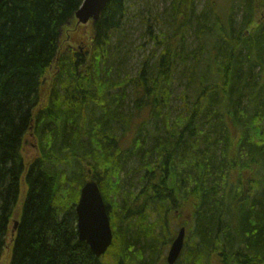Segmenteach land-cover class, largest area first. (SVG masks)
Segmentation results:
<instances>
[{
	"label": "trees",
	"instance_id": "16d2710c",
	"mask_svg": "<svg viewBox=\"0 0 264 264\" xmlns=\"http://www.w3.org/2000/svg\"><path fill=\"white\" fill-rule=\"evenodd\" d=\"M83 1L0 0V264L7 246V264H167L181 227L175 264H264V0H231L225 23L217 0H110L70 37ZM91 180L100 258L76 228Z\"/></svg>",
	"mask_w": 264,
	"mask_h": 264
},
{
	"label": "water",
	"instance_id": "95a60500",
	"mask_svg": "<svg viewBox=\"0 0 264 264\" xmlns=\"http://www.w3.org/2000/svg\"><path fill=\"white\" fill-rule=\"evenodd\" d=\"M110 0H85L76 13L78 24L85 25L89 21L95 23L100 13ZM76 228L78 239L89 247L90 251L99 256L103 254L112 240V230L106 205L97 184L88 181L80 191L78 203L75 208ZM18 222L14 223V230ZM185 239V229L181 228L172 243L168 255V264H175L178 260Z\"/></svg>",
	"mask_w": 264,
	"mask_h": 264
},
{
	"label": "rangeland",
	"instance_id": "374dc122",
	"mask_svg": "<svg viewBox=\"0 0 264 264\" xmlns=\"http://www.w3.org/2000/svg\"><path fill=\"white\" fill-rule=\"evenodd\" d=\"M134 2L136 1L137 3H132L131 6H133L135 4V6H133L129 11H130V16L132 14H135V8L137 6V4L139 3L137 0H131L130 2ZM154 2V3H153ZM169 0H151V5L153 7L157 6L158 10L157 13L161 14L164 12L165 7L167 6ZM203 0H198V6L199 8H202L204 5ZM218 5H217V9L220 12L222 21L225 23L227 22L228 16H229V11H230V5H231V0H217ZM138 20H133L131 18L129 25L127 26V31H128V35H129V39L127 40V45H128V50L130 51L129 55H128V62L126 63V65L124 67H122L123 70H125L129 75L134 76L137 72V69L139 67V62L140 60H142L143 56H144V52L140 51L138 48L139 46L143 43V40L140 39V32L139 31V25L137 24ZM90 26L91 24H88L86 26H80V24L77 23V21L74 23V25H72V29L70 30V37L72 36V34L75 31V38L83 33V30H89L90 31ZM85 39V38H83ZM87 39V38H86ZM70 46H77V42L76 39H72L70 38L67 42ZM132 48V50H131ZM147 54V53H146ZM179 91H181V87H179ZM143 116V115H141ZM141 119V118H140ZM138 121V120H136ZM137 123V122H136ZM30 142L27 145H25V152L27 153L26 156H29L27 159H32L34 157V153L35 151L33 150V148L30 146ZM130 141L126 140L125 142H123L122 147L125 148L127 146H129ZM25 189H23V192L25 193ZM23 193V195H24ZM174 238H176V235L174 236ZM171 246V244H170ZM169 246V248H170ZM169 251V249H168ZM9 257H10V252H9V248L8 246L5 248V252L3 255V259H2V263L1 264H7L9 262ZM167 257V255H166ZM166 261V259H165ZM167 263V262H166Z\"/></svg>",
	"mask_w": 264,
	"mask_h": 264
},
{
	"label": "bare ground",
	"instance_id": "6f19581e",
	"mask_svg": "<svg viewBox=\"0 0 264 264\" xmlns=\"http://www.w3.org/2000/svg\"><path fill=\"white\" fill-rule=\"evenodd\" d=\"M84 1H85V0H84ZM84 1H83V3H84ZM83 3L81 4L80 8L82 7ZM107 4H108V3H107ZM107 4H106V5H107ZM105 7H106V6H105ZM105 7H104V9H105ZM80 8L77 10V12L80 10ZM104 9H103V10H104ZM77 12H76V13H77ZM102 12H103V11H102ZM102 12H101V13H102ZM76 13H75V16H76ZM101 13H100L99 16H101ZM75 16H74V17H75ZM99 18H100V17H99ZM98 20H99V19H98ZM122 74H123V72H122ZM150 85H151V84H150ZM160 95H161V94H160ZM163 99H164V98H163ZM139 100H140V99H139ZM143 100H144V99H143ZM182 103H183V102H182ZM161 106H162V105H161ZM138 108H139V107H138ZM123 125H124V124H123ZM128 130H129V129H128ZM129 131H130V130H129ZM112 133H113V132H112ZM120 138H121V137H120ZM118 140H119V139H118ZM184 140H185V139H184ZM116 146H117V145H116ZM56 169H57V168H56ZM49 170H50V169H49ZM91 181H92V180H91ZM93 182H95V181H93ZM86 183H87V182H86ZM86 183H85V184H86ZM95 183H96V182H95ZM85 184H84V185H85ZM96 184H97V183H96ZM97 186H98V185H97ZM83 187H84V186H83ZM83 187H82V188H83ZM82 188H81V189H82ZM98 188H99V187H98ZM81 189H80V191H81ZM141 222H142V221H141ZM112 240H113V234H112ZM112 240H111V244H112ZM174 240H175V239H174ZM174 240H173V242H174ZM173 242H172V243H173ZM172 243H171V245H172ZM168 244H169V243H168ZM110 246H111V245H110ZM110 246H109V247H110ZM170 247H171V246H170ZM108 249H109V248H108ZM108 249H107V250H108ZM169 249H170V248H169ZM106 252H107V251H105L103 254H101V255H99V256H95L92 252H91V253H92L96 258H100V257L103 256ZM168 252H169V251H168ZM166 262H167V257H166ZM167 264H168V262H167Z\"/></svg>",
	"mask_w": 264,
	"mask_h": 264
}]
</instances>
